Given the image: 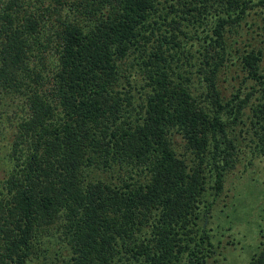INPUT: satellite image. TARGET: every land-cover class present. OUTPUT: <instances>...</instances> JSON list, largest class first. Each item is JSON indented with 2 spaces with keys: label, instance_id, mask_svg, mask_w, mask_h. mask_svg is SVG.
Listing matches in <instances>:
<instances>
[{
  "label": "trees",
  "instance_id": "trees-1",
  "mask_svg": "<svg viewBox=\"0 0 264 264\" xmlns=\"http://www.w3.org/2000/svg\"><path fill=\"white\" fill-rule=\"evenodd\" d=\"M12 127L0 264H226L201 206L264 157V0H0Z\"/></svg>",
  "mask_w": 264,
  "mask_h": 264
},
{
  "label": "rangeland",
  "instance_id": "rangeland-1",
  "mask_svg": "<svg viewBox=\"0 0 264 264\" xmlns=\"http://www.w3.org/2000/svg\"><path fill=\"white\" fill-rule=\"evenodd\" d=\"M189 31L191 35L195 33L193 29ZM197 33L202 38L206 34L202 29ZM185 41L193 53L200 48L199 44L193 47L190 38ZM226 85L229 96L233 86ZM12 129L5 130L8 132L5 137L0 135V182L5 193L6 171L11 167ZM236 145L240 151V162H236L227 173L221 191H216L212 185L208 187L201 210L205 211V207L211 205L205 226L215 236V242L220 244L218 255L225 257H220V260H226V264H250L258 253L260 231L264 230V157L252 160L251 149L242 143V138Z\"/></svg>",
  "mask_w": 264,
  "mask_h": 264
}]
</instances>
